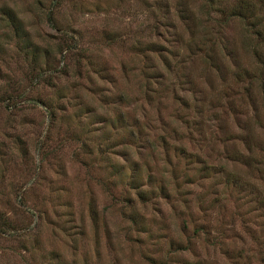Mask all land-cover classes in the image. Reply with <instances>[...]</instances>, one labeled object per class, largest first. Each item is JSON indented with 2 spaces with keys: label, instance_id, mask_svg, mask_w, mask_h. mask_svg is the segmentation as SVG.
Returning <instances> with one entry per match:
<instances>
[{
  "label": "rangeland",
  "instance_id": "374dc122",
  "mask_svg": "<svg viewBox=\"0 0 264 264\" xmlns=\"http://www.w3.org/2000/svg\"><path fill=\"white\" fill-rule=\"evenodd\" d=\"M202 4L0 0V264H264V64L252 50L264 51V37L237 18L206 23ZM201 19L215 41L199 48ZM150 40L163 56L141 49ZM205 50L218 68L203 60ZM146 53L158 67L171 61L149 85ZM244 68L257 81L239 79ZM119 92L150 141L163 135L170 146L162 138L157 148L126 145L120 130L116 151L101 152L103 119L117 112ZM248 138L260 147L248 150ZM231 151L254 161L233 160ZM133 161L149 187L145 202L128 183ZM219 170L253 185H224ZM148 173L163 174L171 196L160 179L148 184ZM130 200L146 230L123 214Z\"/></svg>",
  "mask_w": 264,
  "mask_h": 264
},
{
  "label": "trees",
  "instance_id": "16d2710c",
  "mask_svg": "<svg viewBox=\"0 0 264 264\" xmlns=\"http://www.w3.org/2000/svg\"><path fill=\"white\" fill-rule=\"evenodd\" d=\"M203 4L201 6V12L203 14V18L206 17L205 22L207 23L208 21H218L221 20L222 23H227L230 18H237L238 20H242L245 23V28H246V32H250L255 34L258 37H264V1L260 0V3H257L254 0H202ZM180 4V3H179ZM181 6L178 8L179 9V15L181 17H186L187 13L186 10L183 9L182 4H180ZM9 17L11 18V20L14 18V15H12V13L9 11ZM213 13L218 14L219 16L216 17V15H213ZM209 24V23H208ZM220 24V22H219ZM199 37L198 38V45L200 44L199 48H202L201 46L205 45V43L207 42V40L210 41H215L212 40L211 38H207L208 34H211L214 26L211 24L210 27H207V24L203 23V20L201 19L199 22ZM19 27V26H18ZM194 33V32H192ZM146 48L147 50H151V51H158L159 54H161L163 56V53L161 52V45L157 42V41H153L150 40L148 41V43H146L145 45H142V48ZM224 48H226V45H224ZM229 48V47H228ZM253 50V54L256 58H259L260 62L262 64H264V51H261L258 49L257 46H253L252 47ZM148 54L150 53H146V57L148 58V63H147V68H149V66L154 65V68H152L151 70L145 72L146 73V79L145 82L147 85H149V83H151L152 81H157L159 82L162 77H163V72H162V68H170L171 66V61H169L168 59H165L164 62L161 63V66H156L157 64H155L153 62V60H151L150 57H148ZM228 54H231V49H228ZM203 60L207 63L210 64V66L212 67H219V63L216 61L215 56L210 53L209 51L204 52V54L202 55ZM47 69V68H46ZM260 73L262 74V77L260 80V90L262 91V98H263V103H264V67L262 66V68L260 69ZM236 75L237 77H239V79L242 77H247L249 82H253L254 80L257 81V73H254L253 70L251 69H246L244 68L242 71H236ZM244 76V77H243ZM250 85L248 84L246 86V91L247 94L249 93V87ZM148 92V90H146ZM150 92V91H149ZM125 98L124 93L123 92H119L117 94V102L118 105L116 107V113L113 116L110 117H106L105 119H103V121L105 120L104 124L102 126L105 125V123L107 125H105V129L104 131L106 132V136L104 138V143H103V148H101V152H113L112 150H110L112 147L115 149L116 151V147L115 144L113 143L114 139L116 138L115 134L121 130L123 131V135L121 133L120 137H123L124 140L122 142H124L123 144L126 145H137L139 142L140 144H144L146 142H150L151 146L154 148H157V145H159L158 143L160 142V139L162 138V142L164 147L163 148H167L168 146L171 145V143H166V139L163 135L161 136H157L155 139H152L150 141V139L146 136V132L144 131L145 128L148 126L146 125V123H143L142 121H140L137 117H130L127 116L124 109L125 107V103L123 101V99ZM104 102H110V100H108V98L104 97ZM91 110V109H89ZM129 115V114H128ZM88 118V117H87ZM131 118V119H130ZM92 123V122H91ZM103 131V133H104ZM105 134V133H104ZM234 138H238V139H246L247 135L240 137L238 135H234ZM229 139V138H228ZM231 139V138H230ZM247 141H249V138L247 139ZM168 145V146H167ZM260 147V145H258L257 143H253L251 142V140L249 142H247V149L251 150L252 147L256 148ZM165 148V149H166ZM175 149H179V151L181 153H185L186 149L182 146H174ZM264 149V147H263ZM122 152H120V154H122L124 157H126V155H128V151H126V148L124 149H120ZM229 154V158L233 159V160H237L239 162H245L247 161V159L250 160V162L254 161L253 160V156H251L249 154H244L240 151H231ZM108 160V159H107ZM190 162H193L190 161ZM257 162V161H256ZM123 164V163H121ZM110 169L113 172V175H117L119 177L123 176V168L120 167V165H117L114 161H110ZM131 166L132 170L129 171V178H128V183L131 187L135 188L137 195L140 197V199L143 200V202H145V199L149 197V195L147 196V192L149 190V187H142L143 183L140 182V169H139V163L138 161H133L131 162ZM163 165L161 166L162 169ZM173 172L175 171L174 169H172ZM200 172L206 175H209L210 173V166L208 165H202L199 168ZM126 171V170H125ZM217 175H222V177L220 180L223 181V184L225 185H232L235 188L238 189H246L249 188L253 185V181L251 180H246V179H242V177L238 174H236L235 172L232 171H216L214 172ZM162 177V178H161ZM176 181L180 178L175 177ZM158 179H160L158 181ZM158 181V182H157ZM189 181V180H186ZM157 182L158 184V188L159 191L164 193L162 194L165 197L171 196L169 195L168 189H166L167 184H169V182L163 177V174L158 177L155 178V176L151 175V173L147 174V183L148 184H155ZM222 184V183H221ZM166 185V187H165ZM179 198H180V194H179ZM259 201H261L263 204H261L264 207V196L259 198ZM130 203L128 204V209L127 208H123L122 212L123 214H126V217L128 216L129 219L136 224L140 230H146L147 226L145 225V223L143 222V219H141V215L138 213V211L136 209H134V205L131 203L132 201H129ZM194 220V219H193ZM195 221V220H194ZM196 223L194 224V231L197 232L198 229L201 230V226L202 223H198V221H195ZM194 232V233H195ZM178 244V243H177ZM171 245H173V241H171ZM181 249H189L191 248V246L189 245V241H188V245L184 246V247H180ZM176 249H179V247L176 246ZM55 264H62V262L58 261Z\"/></svg>",
  "mask_w": 264,
  "mask_h": 264
}]
</instances>
